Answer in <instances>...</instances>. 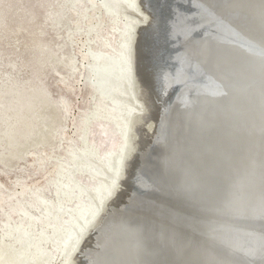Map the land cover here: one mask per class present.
Here are the masks:
<instances>
[{"label": "bare ground", "instance_id": "6f19581e", "mask_svg": "<svg viewBox=\"0 0 264 264\" xmlns=\"http://www.w3.org/2000/svg\"><path fill=\"white\" fill-rule=\"evenodd\" d=\"M193 1L199 11L201 7L210 10L211 6L215 11L213 5L203 0H171L165 3L168 6L167 14L174 13L175 17L168 19L169 27L166 33L169 39L174 41L173 47L182 46L189 38L196 39L199 36H183L181 40L180 35H183L185 30H201L202 27L199 24L190 26L188 23L181 26L177 22L180 15L195 16L185 11V4ZM242 1L244 0H239L235 6L226 4L222 11H215V22L221 30L216 42L221 41L222 37L231 39L237 34L239 38L236 39L235 36L234 41L238 43L241 38L240 51L243 53L254 44H260L263 50L256 55L258 58L247 56L246 53L240 55L239 62L243 58V63L239 64L247 69L249 66L245 59L254 63L256 59L264 57V41L260 42L263 39L259 31L264 26L261 25L264 20V2H255L259 7L253 6L255 12L243 19L238 15L243 13L245 16L246 13L239 7ZM238 17V20L248 21L237 25L233 19ZM149 20L151 15L144 9L140 0H0V42L5 39L15 48L20 46L21 50H13L9 54L0 53V115L4 116L1 117L3 129L0 130V223L6 228H0V264H81L83 259L88 261L87 264H116L110 262V259L115 261L119 250L122 254L129 255L130 247L133 246L126 240L128 236L124 227L128 230L133 226L137 227L138 219V224L141 225L151 223L152 213L145 212L146 206L153 207L157 200L152 201L149 198H153L156 191L157 196L164 195L162 182L166 179L165 173L167 168L172 171L175 166L171 160L169 163L164 159L166 156L173 158L175 154L169 152L164 132H161L158 139V131L154 141L159 143L157 151L149 155L152 148H148L145 141L142 142V135L140 136L136 126L142 123L150 131H154L156 125L153 120L145 119L150 108L143 98L142 85L134 74L133 43L137 29L145 27ZM246 25L248 26L245 27ZM253 25L258 28L257 34L250 31ZM62 29H66L65 32H62ZM60 30L62 31L59 32ZM51 33L59 41L53 45L52 41L50 43L45 38ZM158 33L161 34L156 29L154 34ZM163 33L165 34V31ZM163 37L162 35L160 41L165 40ZM70 47L73 54L68 55L66 49ZM74 47L75 51L79 52V57L74 54ZM229 47L223 46L224 51L228 52ZM201 55L202 60L207 59H204L203 53ZM173 62L174 67L165 73L168 80L166 85L171 89L175 86L172 83L176 81L175 74L185 75L180 87L182 89L177 94L178 102L184 104L185 96H188L190 102H197L200 98L197 94L204 92L203 89H208L206 82L212 80L211 76L207 75L205 81L202 61L192 58L185 50L180 56L175 55ZM181 63L183 66H179ZM87 65L90 79L97 78L96 85L102 92V100L98 98L96 107L83 112L76 123L78 115H72L70 134L72 129L75 131L70 135L67 121L73 110V103L69 97L81 96L76 85H72L71 78L77 71L82 73L80 67L84 70ZM198 72V76L203 77L197 76L196 81H193L196 77L193 74ZM55 73L60 78L53 86L57 87L60 93L56 101H51L47 80ZM19 75L24 78H18ZM218 75L219 83L223 85L224 73ZM250 81L248 85H251ZM88 85V89L94 86ZM178 90L179 88H175L171 97ZM213 95L216 96L217 93ZM85 99L84 107L87 109L91 101ZM170 99L167 100L169 103ZM7 101H10V107L7 106ZM74 105L78 107V103ZM174 110L178 109H169L167 106L163 112ZM262 117L261 119H264V116ZM260 125L257 126L258 130H255V127H241L237 134L257 137L262 134L259 132L260 128H264ZM95 134H99L98 138ZM262 137L264 135L259 137V143ZM65 140L68 141L67 147L63 148V153L59 155L57 150L61 149ZM221 141H224V138ZM101 145L105 147L103 151L99 149ZM7 150L9 153L5 155ZM55 154L58 156L56 160L52 159L54 162L48 168ZM262 154L264 151L259 155ZM103 155L107 156L106 161L102 158ZM136 155H142V159L152 155L157 161L152 166L158 170L154 169V175H145L143 173L147 172L144 171L142 174L138 173L134 191H131L121 207L115 206V200L112 198L123 187L126 181L123 179H128V171L124 172L122 168L129 167L132 160L127 161ZM29 157L26 165L18 167L17 179H13L19 191L5 194L3 181L12 179V162L18 159L23 161ZM149 161L151 163V159ZM223 161V164H226L227 161ZM150 163H146L150 166L147 170L153 168ZM223 164L219 170H224L223 174L227 172V177L222 178L219 185L210 186L213 193H221L214 196L209 191H202L211 198L212 204L214 202L213 208L219 212L218 221L234 226L236 221L240 222L239 218L254 220L255 217H264V192L263 188L259 190V174L253 170L257 164L253 169L246 166L245 172L237 173L236 169ZM233 165L236 167L237 164ZM190 169L192 172L194 169L197 171L198 166ZM44 170L46 181L41 180L40 184L32 189L28 184L29 178ZM208 186L205 189L209 190ZM147 190H151L150 193H147ZM196 209V213H203L202 207ZM232 209H241L248 215L229 214L228 210ZM204 211V215L212 222L210 207H206ZM169 216V212L156 214V225L162 227L164 219H171ZM222 230L215 224L207 229L206 237L209 236L212 240L197 241L196 248L187 245L190 248L189 253H192L182 255V261L178 264H235L234 259L238 263L250 264L248 256L255 252L254 243L246 238H240V242H228L227 238L217 243L215 241L221 236L219 231L222 233ZM258 236L262 238L264 233ZM118 237L121 239L120 244L114 242ZM92 244L95 247L91 248ZM238 251H243V254L240 255ZM257 258L262 260L261 263H255L254 258L251 263L264 264L263 256Z\"/></svg>", "mask_w": 264, "mask_h": 264}, {"label": "water", "instance_id": "95a60500", "mask_svg": "<svg viewBox=\"0 0 264 264\" xmlns=\"http://www.w3.org/2000/svg\"><path fill=\"white\" fill-rule=\"evenodd\" d=\"M170 1L140 0L144 9L151 15V20L147 22L145 27L137 29L133 47L135 56L134 74L142 85L143 98L150 108L145 119L146 121L153 120L159 122V127L156 131V133L159 131L158 139L161 137V132H164L167 144H169V152L175 154L173 158L166 156L164 161L169 162L171 160L170 162L175 163V166L172 171L167 168L165 173L166 179L162 182L165 189L164 195L162 197L157 196V191L153 195L155 190L151 192L154 197L149 199L152 201L157 200L153 207L146 206L145 212L152 213L151 223H142L141 225L138 224V219L137 227L133 226L131 230L124 227L128 236L126 240L128 244L132 243L133 246L130 245L132 247H130L129 255L122 254L119 250L117 258L115 257L116 260L110 259V262L116 264H178L179 261H182V255L192 253V251L189 253V249L191 247L196 248L195 244L197 241L199 242L203 239L212 240L211 237H206V230L215 224L223 229L222 233L219 231L221 236L215 242L218 243L220 240L223 242L227 238L228 242H233L234 240L240 242V238H246L248 241L253 242L255 246V252L248 256L250 257V261L248 257L247 260L252 264L251 262L254 258L255 263H261L262 260L257 258V256L264 257V237L260 238L258 234L264 233V228H259V226H264V217H255L254 220L239 218L240 222L236 221V225H225L223 224L224 222H220L221 220L218 221L217 219L219 212L213 208L214 202L212 204L211 198L202 191H209L214 196L221 193H213L210 190V186L211 184L219 185L221 179L227 177V172L225 176L223 174L224 170L223 172L219 170L220 165L224 162L223 160H226V164L223 165L233 168V170L236 169V173L238 171L245 172L244 168L246 166H251L250 168H252L257 164L255 169H252L259 174V190L261 191V188H263L262 192H264V154L259 155L264 151V137L261 138L262 141L260 143L258 142L259 137L264 135V128H260L259 132H262V134H259L257 137L253 136L250 138L249 136L245 137L237 134V131L244 126L245 128H257L261 124L260 126L264 127V119H261L264 116V104L261 105V103H264V64L258 63H264V57L256 59L254 63L245 59L249 66L247 69L244 66L241 67L239 64L243 63V58L239 62L240 55L246 53L247 56L250 55L253 58H258L256 55L262 53L263 48L260 44H254L247 52H241V38L238 43L234 41L235 36L236 39L237 37L239 38L237 34L233 35L234 37L231 39L222 37L221 41L223 42H216L221 34V30L219 24L215 22V14L222 11L221 9L225 8L226 4L235 6L239 0H225L228 3L223 0H203L209 3V5L214 6L213 8L216 13L211 8L212 6H209L210 10L201 7L199 11L194 1L188 5L185 4L186 13H191L195 16L184 17L180 15L177 22L181 26L187 23L190 26L199 24L203 29L185 30L183 35H180L181 40H183V36L194 37L193 35H199L196 38L197 40L189 38L184 45L173 47L174 41H171L169 36L166 35L169 27L168 19L175 18L174 13L173 15L167 14L168 6L165 3L167 4ZM259 1L264 2V0H244L240 2L239 7L244 9L245 11L243 12L246 13L245 16L243 13L241 15L238 14L239 17L247 19L249 14L252 15V12H255L253 11V6L254 8L259 7L255 4V2ZM239 17L233 19L237 25L248 21L238 20ZM263 24L264 20L261 22V25ZM258 26L261 27L260 25ZM154 28L160 31L161 34L155 35L156 29ZM243 29L246 28L243 27ZM161 30L165 31V34ZM257 30L256 25H253L252 29H250L252 34H257ZM259 31H261V39H263L260 42H263L264 26ZM162 35L164 36V41H160ZM205 37L207 39H204ZM223 46H230L229 51H224ZM184 50L192 58H199L202 61V67L206 74V77L204 76L206 78L205 81H207V75L211 76L212 80L206 82L208 89H203L204 92L201 91L197 94L200 97L197 102H190L188 96H185L183 104L178 102L177 94L182 89L180 87L185 80V75L175 74L174 78L176 81L172 82L175 86L170 89L166 85L168 80L165 73L167 71L161 73V69L165 68V65L166 67L170 65L169 59H174L173 55L180 56ZM202 53L205 55L204 59L207 58L206 60H202ZM251 53L255 55H251ZM222 73H224L222 77L225 79L223 80L225 81L223 85L219 83L218 75ZM198 75L199 72L193 74L196 77L192 80L196 81L199 77ZM200 77L203 76L200 75ZM249 81L251 85H248ZM252 82L254 83L252 84ZM175 88H179V90L171 97ZM210 90L212 91L210 92ZM216 93V96L213 95ZM213 96L214 98H211ZM169 98H171V103L168 105V108L173 107L174 109H178L174 110L175 113L173 111L163 112L164 108L160 103ZM141 124H136L139 132L145 130L144 126H146ZM131 128L133 129V127ZM222 138H224V141H221ZM158 144V141H156L150 147L147 146L148 148H152V151L148 153L149 155L157 151ZM147 157L146 159H142V155H136V157H132V159L127 161L130 162L132 160L129 167L123 166V171H128V176L126 177L128 179L124 181L126 191L118 192L113 196L112 200H115V206L121 207V204L126 201L128 197L127 192L135 188V179L139 177L138 173L142 174L141 172L144 171L147 172L143 173L145 175H154V171L158 170L157 167L152 166L153 163L157 162L152 158V155L151 157ZM147 161L153 167L150 170H147L150 167L146 165ZM233 164H237L236 167ZM195 165L198 166L197 171L194 169ZM145 166H147L146 170H144ZM190 168L194 169L195 173ZM207 185H209L207 187L209 190L205 189ZM138 186L140 185L138 184ZM199 186L201 187L199 188ZM150 191L147 190L146 192L150 193ZM193 207H202L203 213L201 215L200 213H196L197 209ZM206 207H210L211 209L210 214H213L211 217L212 222L204 215ZM162 212H169L171 214L169 218L171 219H164L162 227H158L156 225L158 220L155 216ZM228 212L237 216L241 214L248 215V213H243L244 211L241 209L239 211L232 209V211L228 210ZM172 213H174V216H172ZM139 225L142 230L139 228ZM254 227L255 229H250ZM114 242L120 244V237ZM93 246L95 247V245ZM242 252L238 251L240 255L243 254ZM83 260L81 264H84V262L88 263L87 260ZM234 263L242 264L235 262V259ZM107 264L110 263L108 262Z\"/></svg>", "mask_w": 264, "mask_h": 264}, {"label": "rangeland", "instance_id": "374dc122", "mask_svg": "<svg viewBox=\"0 0 264 264\" xmlns=\"http://www.w3.org/2000/svg\"><path fill=\"white\" fill-rule=\"evenodd\" d=\"M63 30V31H62ZM62 30H60L59 32H65V30L66 29H62ZM53 35H52V33H51V35L50 34H48V35H46V39L48 40V41H50V43H51V41H52V45L54 44V42H56L57 41V39H56V37H52ZM54 39V40H53ZM6 42V43H5ZM57 42H59V41H57ZM62 42V41H61ZM3 43V44H2ZM6 44V45H5ZM15 44H19V43H15ZM4 45V46H3ZM22 46V45H21ZM20 46H17L16 48L15 47H13V45L10 43V42H8L7 40L5 41V39L3 40V42H0V53H2V54H9V53H12L13 52V50L15 51V52H18V51H21L20 49ZM16 49H17V51H16ZM75 47H74V54L76 53L77 54V57H79V52L77 53V50L75 51ZM66 51L68 52V55L70 54H73L72 53V47H70V48H67L66 49ZM65 51V52H66ZM173 56H175V55H173ZM4 59H8V58H5V57H3ZM16 61L17 62H20L19 61V59H16ZM169 62H170V65H168V67H166V65H165V68H163V69H161L162 71H161V73H164V72H166V71H169V69L171 70V68H173L174 67V64H172V63H174L173 61H172V59H169ZM3 68V67H2ZM80 69H81V72L82 73H80V71H77L75 74H74V76L71 78L72 80H71V83H72V85H76V89H78V94H81V96H70L69 97V100L73 103V110L70 112V114H69V117H68V121H67V128H68V132H69V134H70V128L72 127L71 126V120H72V115H74V117H76V115H78V117H76V120H75V123H76V121H78V120H80V116L82 115V113L84 112V113H86L87 111H89V110H92L93 108H95L96 106H95V104H98L99 102L97 101V99L99 98L100 100H102V97L100 96V93H102L101 92V90L98 88V86L96 85V83H97V78L95 77V79L94 80H91L90 79V74H89V67H88V65H87V67L83 70V67H80ZM79 72V73H78ZM25 74V73H24ZM81 74V75H80ZM55 76V77H54ZM18 78H24L23 77V75H19L18 76ZM58 78H60L56 73H55V75H53V76H50L49 78H48V80H47V85H48V87H49V91H50V95H49V99L51 100V101H56V99H58V97H59V91H58V89H57V87H54L53 86V83L58 79ZM88 84H93L94 86V88L92 87H90V89H88V87H89V85ZM51 87V88H50ZM54 88V89H53ZM95 88H97V89H95ZM87 94H89L88 95V97H86L87 96ZM92 97H94V98H92ZM79 98H81L82 100H80ZM85 98H87V99H90V103L88 104V105H90V107H88V105H87V109H85V107H84V102L86 101V99ZM93 100H92V99ZM8 103H7V106L8 107H10V101H7ZM170 101H167V100H165L164 102H161L160 104L162 105V107L163 108H166L170 103H169ZM74 103H78V107H76V105H74ZM6 108L7 109V111L9 112L10 111V109L9 108ZM5 110V109H4ZM15 110H17V109H15ZM4 117L2 114L0 115V130L1 129H3L2 127H3V122H2V118ZM154 123L156 124L155 126H154V131L152 130V131H150L149 129H148V127L146 126V127H144V129L146 128L147 130H148V132H147V130L145 129V130H143V132L141 131L140 132V136L142 135V137H141V139L143 140L144 139V137H145V139L143 140V141H146L147 142V144H148V147H150L153 143H154V141H155V139H156V131H157V129H158V126H159V122H157V121H154ZM74 126V125H73ZM75 127V126H74ZM75 131V129H72V133ZM146 131V132H145ZM71 133V134H72ZM146 133V134H145ZM151 133V134H150ZM70 134V135H71ZM95 136H97V138H98V136H99V134H95ZM113 136V135H112ZM148 136H149V138H148ZM154 137V138H153ZM91 138H93V137H91ZM89 139V138H88ZM150 141V142H149ZM66 142H68V141H64V143H63V145H62V147H61V149H59V150H57V153H59V155L61 154V153H63L62 151L64 150L63 148H65V147H67V145H66ZM104 146H102L101 145V147H99V149H101L102 151L104 150ZM100 150V152L101 153H103L102 151ZM6 153H5V155L6 154H8L9 153V151L7 150V151H5ZM58 156V154H55V156H53L52 158H51V161H50V164H49V166H48V168L49 167H51V164H52V162H54V161H52V159H55L56 160V157ZM102 158L106 161L107 160V156H105V155H103L102 156ZM30 160V157L29 158H27V159H25V160H23V161H19V159L18 160H14L13 162H12V165H11V170H12V174H11V180H5V181H3V185L5 186V189H4V192H5V194H7V195H9V194H14L15 192H18L19 191V187L17 186V185H15L14 184V181H13V179L14 180H16L17 178H16V176L18 175L17 174V170H18V167L19 166H21V165H26L27 164V161H29ZM2 164H0V166H1ZM45 175H46V172H45V170L44 171H42L40 174H35V175H32L30 178H29V181H28V184L30 185V187L32 188V189H35V186L36 185H39L40 184V181L41 180H43V181H46L45 180V178L47 177H45ZM87 175V174H86ZM125 180V179H124ZM36 181H38V183H36ZM32 183H34V185H32ZM124 192V191H126V187L123 185V187L119 190V191H117V192ZM131 193V191L129 192H127V194H128V196H129V194ZM1 221V220H0ZM0 228L1 229H3V230H6V228H4V226L2 225V222L0 223ZM90 247L91 248H93V244L92 245H90ZM90 248V249H91ZM84 264H85V262H84ZM87 264V263H86Z\"/></svg>", "mask_w": 264, "mask_h": 264}]
</instances>
